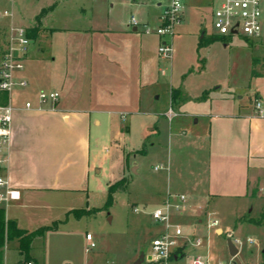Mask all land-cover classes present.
<instances>
[{"label": "rangeland", "instance_id": "rangeland-1", "mask_svg": "<svg viewBox=\"0 0 264 264\" xmlns=\"http://www.w3.org/2000/svg\"><path fill=\"white\" fill-rule=\"evenodd\" d=\"M221 1L184 0L182 20L174 25L173 34L159 36L154 32L162 12L157 0H14L16 10L28 17L55 3L38 13L40 19L46 15L44 23L52 30L32 42L24 61L31 98L58 84L70 63V81L63 91L82 94L76 108L113 110L93 111L90 125L38 123L25 133L20 175L34 180L38 174L48 188L24 191L18 203L25 206L0 204L10 214L20 213L29 231L52 226L33 239L31 257L42 264H134L141 251L148 253L162 230L150 212L162 204L170 161L178 166L193 162L187 160L195 151L188 136L207 134L215 114L251 111L255 96L264 95V77L252 76L253 58L264 59V38L218 35L213 14ZM131 16L140 23L137 30L120 32L122 22ZM142 22L152 32H145ZM165 39L173 46L170 58L158 51ZM83 53L85 58L100 54L116 63L106 61L102 66L105 80L98 97L88 94L95 83L86 82L82 90V76H92L77 64ZM46 74L53 79L47 81ZM173 90L182 92L181 105L171 103ZM28 98L27 87L15 86L11 91L14 106H24ZM170 106L177 112L172 121ZM212 141L213 130L203 153L212 154ZM157 165L163 168L155 169ZM0 175L5 176L4 169ZM121 178L126 183L109 201V183ZM250 193L259 198L218 203L205 199L198 211L208 220L217 218L224 232L213 228L208 246L190 243L184 252H209L224 264H264L263 176ZM188 208L176 216V222L187 225L185 235L194 222L184 218ZM81 209L84 212L77 214ZM87 233L93 235V248H88ZM229 238L238 248L235 256L230 254ZM22 258L18 240L7 242L5 264Z\"/></svg>", "mask_w": 264, "mask_h": 264}, {"label": "crops", "instance_id": "crops-1", "mask_svg": "<svg viewBox=\"0 0 264 264\" xmlns=\"http://www.w3.org/2000/svg\"><path fill=\"white\" fill-rule=\"evenodd\" d=\"M54 4L55 3L49 5L50 9ZM158 5L160 4L158 3ZM49 6L40 7L38 10L33 11L32 16L28 17L22 14L23 12L21 10H16L14 0H0V55L3 49L4 33L12 24L24 26L28 32L33 27H39L36 31V36H30L32 42L43 37V35L52 30L51 27L49 28L44 23L46 15L39 21L36 18L42 8ZM4 11H8V13L3 14ZM132 17L133 16L122 22L123 29L120 30V32L127 34V29L129 28H133L134 31L137 30L140 23L138 25L131 24ZM142 23L147 24V22ZM82 56L83 57L78 60L77 64L81 66L83 72L87 70L92 72V76H90V74H88L86 78L84 75L82 76V90H84L86 82H90V84L95 83L94 86L92 85V91L88 94L89 97H98L100 96V89L103 87L101 82L105 80V72L102 71V66L109 60L107 56L102 57L100 54L90 58H85V54ZM28 57L29 54L25 60H27ZM112 57L113 55L110 57V60L113 59ZM109 63L111 65H116L114 60L113 62L112 60L109 61ZM67 64V73L64 78H62L58 84L47 86L49 87L48 90H57L60 92V98L55 104L49 102L44 104L42 109L34 108L30 110L23 109L22 106H17L19 109L14 113L12 143L8 159L0 166V169H4L5 176L11 180L14 186L20 189L21 198L19 200L10 201L7 203L8 206L11 204H14L13 206H25V204L18 203L22 199L24 191L48 188V184L39 182L44 180L40 175L36 174L33 177L34 180H29L23 177V175H20L18 170L24 159L23 144L25 133L28 132L29 129H34L38 123L48 125L64 122L69 125H85V123L90 125L91 113L93 111H113L98 108V106L76 108V101L79 100L77 98L81 97L82 94L80 95L78 93L74 95L69 90L63 91L65 83L70 81L68 72L71 67L70 63ZM94 72H96V76H93ZM17 75L25 77L28 80L27 96L30 98L27 100L32 101L37 107L39 104L38 94L42 90H40L35 98H31L34 97V95L25 68L19 71ZM45 76L47 81L53 79L51 74H46ZM110 77L112 79L113 75L111 74ZM172 94H174V98L171 97V103L181 105L183 100L182 92L179 91L177 94V91L173 90ZM257 95L264 96L259 93ZM169 108L173 109L172 106ZM173 111L177 113L175 110ZM172 119H170V121H172ZM94 121L98 125L101 123V120L98 118L94 119ZM212 130L213 151L212 154H205L203 150H205L208 141L211 140ZM188 138L194 145L195 151L188 155L187 160H192L193 162H190L191 164L188 162H185V164L179 162L178 166L173 161H170V168L167 175V190L162 196L161 203L168 193H185L189 196L191 207L188 208L189 212L184 218H193L194 222H201L207 215L202 214V212L198 210L205 199L208 202L213 201L218 203L221 200H244L249 199V197L254 199L259 198L251 195L250 192L252 185L258 178L264 177V118L256 115L254 108L251 109V111L244 110L243 113L239 112L238 115L215 114L212 116L210 129L207 134L202 131L196 132L195 134H190ZM183 169L186 170L184 173ZM260 202L259 200V204H261ZM0 206L4 207L1 204ZM5 211L8 219L16 220L20 228L27 229L23 227L20 213L14 211L10 214L6 208ZM176 216L177 215L174 216L175 221ZM219 229L221 233L224 232L221 227L215 228L217 232ZM232 232L233 229L228 230L230 235ZM33 259L42 264L36 257Z\"/></svg>", "mask_w": 264, "mask_h": 264}, {"label": "built area", "instance_id": "built-area-1", "mask_svg": "<svg viewBox=\"0 0 264 264\" xmlns=\"http://www.w3.org/2000/svg\"><path fill=\"white\" fill-rule=\"evenodd\" d=\"M157 2L162 6V12L154 32L159 36L173 34L174 25L182 20L184 0H157ZM7 13L8 11H4L3 14ZM213 17L214 28L218 35L239 34L252 40L264 38V0H222ZM131 24L138 25L134 16L131 18ZM144 27L145 32H152L148 25L144 24ZM31 44L32 39L24 26L12 24L4 33L0 55V91L7 92L8 100L6 104H0V166L8 159L13 138L14 113L19 109L12 103L11 91L15 86L27 87L29 84L25 77H20L17 73L24 69V60L29 54ZM158 51L162 57L170 58L173 53L172 43L166 39L162 40ZM59 98L60 92L57 90H42L38 94L37 107L32 101L26 100L22 108L42 109L44 104L49 102L55 104ZM253 108L256 115L264 118V96H255ZM176 114L172 108H169V119ZM160 168H163V165L155 166V169ZM20 198V189L14 186L8 177L0 175V203H9ZM189 201V196L185 193H168L162 204L150 212L155 221L160 223L162 230L152 239L149 251L145 252L141 264H169L170 261L175 264L182 261L185 264H224L220 260H215L209 252L195 255L184 252V248L190 243L195 247L208 246L211 229L219 225L217 218L208 220L206 216L201 222L191 223V230L185 235L187 225L176 222L174 216L183 215L190 207ZM86 240L88 248L96 246L91 233L86 234ZM178 254H181V257L176 259ZM16 264L40 263L33 258H22Z\"/></svg>", "mask_w": 264, "mask_h": 264}, {"label": "trees", "instance_id": "trees-1", "mask_svg": "<svg viewBox=\"0 0 264 264\" xmlns=\"http://www.w3.org/2000/svg\"><path fill=\"white\" fill-rule=\"evenodd\" d=\"M37 20L40 18L37 16ZM39 27H33L28 32L31 37L36 36V31ZM252 76L254 77H264V59L254 57L252 63ZM174 98V94H172ZM8 100V94L6 91H0V104H6ZM126 183L124 178L120 180L109 183V201L112 199L113 193ZM89 211V210H88ZM77 214H81L84 211L77 210ZM52 226L40 227L36 230L29 231L27 229L20 228L14 219H8L6 217L5 208L0 206V264L4 263L5 257V246L7 242L12 239H17L19 243V252L23 258L30 259L31 257V243L36 236L42 235L46 230L51 229Z\"/></svg>", "mask_w": 264, "mask_h": 264}, {"label": "water", "instance_id": "water-1", "mask_svg": "<svg viewBox=\"0 0 264 264\" xmlns=\"http://www.w3.org/2000/svg\"><path fill=\"white\" fill-rule=\"evenodd\" d=\"M133 171H135V167L133 168ZM218 232L221 233V230L219 229ZM228 246H229L230 254L232 256H235L238 253V248L236 247L234 241L231 238L228 239ZM144 254H145V252L144 251H141L140 254H139V256H138V258H137V260L135 261L134 264H141L142 261H143V259H144ZM180 257H181V254H178L176 256V259H178Z\"/></svg>", "mask_w": 264, "mask_h": 264}]
</instances>
